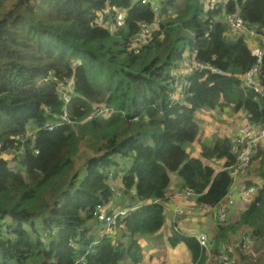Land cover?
Masks as SVG:
<instances>
[{
	"label": "trees",
	"instance_id": "obj_1",
	"mask_svg": "<svg viewBox=\"0 0 264 264\" xmlns=\"http://www.w3.org/2000/svg\"><path fill=\"white\" fill-rule=\"evenodd\" d=\"M157 1L154 12L153 2L141 0H0V264H141L140 241L169 219L172 173L197 205L215 208L223 200L236 162L231 140L203 145L198 158L185 144L200 133L195 114L221 109L222 101L264 124V0ZM116 10L126 17L111 32L105 23ZM232 11L256 38L228 34L225 14ZM143 32L149 42L141 46L133 38ZM258 43L263 95L242 84ZM192 62L221 73L192 69ZM175 69L189 83L182 98ZM69 80L68 120L44 129L60 119L58 89ZM103 106L111 113L97 115ZM4 154L24 170L11 169ZM212 159L223 161L219 170L206 164ZM244 176L261 182L258 196L233 221L213 224L214 250L235 240L229 233L264 247V147ZM118 199L134 208L103 235L94 210ZM169 241L203 264L195 236L175 232ZM262 260L237 249L231 264Z\"/></svg>",
	"mask_w": 264,
	"mask_h": 264
},
{
	"label": "built area",
	"instance_id": "obj_2",
	"mask_svg": "<svg viewBox=\"0 0 264 264\" xmlns=\"http://www.w3.org/2000/svg\"><path fill=\"white\" fill-rule=\"evenodd\" d=\"M153 2L152 10L157 12L159 7V2L157 0H141L142 3ZM115 17L111 18L105 25L109 31L114 32L118 27L124 25L126 12L125 10H116ZM225 22L227 24L228 33L230 35H244L248 38H256V33L253 28H249L245 25L243 19L237 11L228 12L225 14ZM148 24L142 23L141 29L146 31L148 30ZM262 46L264 47V35L260 36ZM133 42L139 45H145L149 42V34L143 32L138 34L133 38ZM263 48L256 47L254 49V54L256 56L255 63L244 72L242 79V84L245 88L253 90L256 93L263 95L262 89L257 81V75L261 68L262 57H263ZM192 69L198 70H209L211 73L220 74L221 71L207 64H202L198 62L191 63ZM172 75L177 80V91L178 97L182 98V92L189 85L188 81L186 82L185 74L182 70L175 69L172 72ZM61 94V99L64 103L62 108L60 119L53 122L47 123L44 126V129H52L53 127L63 124L68 120V108L70 101L74 95L73 81L69 80L65 85L64 89H58ZM109 114L111 113L106 107H101L97 111L99 114ZM236 143L239 144L240 148L236 151V162L234 166H231L233 170V178L243 172L248 168L251 162V157L255 148L260 146L264 142V124L255 126L251 123H246L241 126V129L234 139ZM234 144V143H233ZM261 182L253 181L252 183H245L244 181H239L237 186H229L224 198L213 210L215 212L216 222L219 224H226L229 219L236 218L239 212L246 207H248L257 197L258 191L260 189ZM121 192L118 191L117 195H120ZM185 195L193 197V193L190 189L184 188L179 192V197L185 198ZM208 205H197L190 203L188 200L181 205H174L173 214L176 213H188L194 214L196 212H205L209 210ZM131 209H120L113 211L107 209L102 205H98L94 210V216L98 222L103 225V235H110L115 230L117 219L127 215ZM198 244L203 248L205 254V260L203 264H231L235 261V250H240L246 255H248L252 260L257 257L258 252L253 248V240L248 234H243L239 240H234L232 243H223L221 244L218 250H214L213 247L209 244V237L206 232H200L196 236Z\"/></svg>",
	"mask_w": 264,
	"mask_h": 264
},
{
	"label": "rangeland",
	"instance_id": "obj_3",
	"mask_svg": "<svg viewBox=\"0 0 264 264\" xmlns=\"http://www.w3.org/2000/svg\"><path fill=\"white\" fill-rule=\"evenodd\" d=\"M178 3L181 2V0H177ZM212 3L215 2H220V5H224V1L225 0H211ZM222 108L221 109H200L198 112H202V115L200 117H198V113L195 114V119H196V123L200 125V121H203V124L201 126V132L200 136L203 135V133H207V137L205 139L204 142L200 141V136L197 138V141L200 143V148L203 145H207L210 146L212 145L217 139H222V138H229L230 140L233 141L234 143V149L233 151H237L240 146L238 143H236L234 141V139L236 138V136L238 135L241 126L246 124V123H250V121L247 119L248 116L247 114L242 111H234L233 110V106L230 104H227L225 101H222ZM217 112H220V116L217 117L216 120H214V114H216ZM104 114V113H103ZM222 114V115H221ZM199 119V120H198ZM217 126V127H215ZM234 134V137H232ZM213 137L214 141L212 144H205L206 141H212L210 139V137ZM209 137V138H208ZM196 141V142H197ZM187 147H190L192 144L191 143H187L185 144ZM202 149V148H201ZM195 156V155H194ZM4 158H6L8 160V165L11 169L13 170H18L20 169L21 171L24 170L23 166L18 165L17 163H15L12 160L11 155L8 154H4L3 155ZM198 158V157H196ZM206 164L211 165L212 167H214L215 169H218L219 163L217 162L216 159H212L207 161ZM250 167V166H249ZM220 169V168H219ZM177 178L179 180L180 177L177 176ZM235 178H237V175L235 176ZM179 197V191H175L173 194L169 195V199L171 200V202L173 203V205H176V201L175 199ZM182 198V197H180ZM185 198L190 202L193 200L189 199V196L185 195ZM118 200H114L112 203L108 204L109 208H118L122 209L124 208V204H121L118 202ZM202 216H205L203 213H199ZM172 214H169V220L174 222L176 224V227H181L184 225L183 221L186 220L187 218H189L190 214H186V213H176L174 212L173 216L171 217ZM169 223V222H167ZM170 224V223H169ZM100 226V230L99 233L103 232V225L99 224ZM168 226V224H167ZM115 232V231H113ZM112 232V233H113ZM119 237V234H116L114 241ZM143 245H142V252H143V259L142 262H144V255H146L151 248H155L156 252L155 255L153 254L152 256V262L153 264H187L189 257H188V252H187V248L185 245H183V243L177 244L176 246H173L169 243V238L166 236V232H158L155 233L153 235H150L148 237L143 238ZM260 251L258 252V255L256 258H254L253 260L257 259H264V247L261 246L260 247ZM147 262L149 261V258L145 259ZM252 260V259H251ZM145 261V263H146ZM126 264V263H124Z\"/></svg>",
	"mask_w": 264,
	"mask_h": 264
},
{
	"label": "crops",
	"instance_id": "obj_4",
	"mask_svg": "<svg viewBox=\"0 0 264 264\" xmlns=\"http://www.w3.org/2000/svg\"><path fill=\"white\" fill-rule=\"evenodd\" d=\"M218 116H220V112H217L216 114H214V120H216ZM203 121H200V125H199L200 128H201V126L203 124ZM215 127H217V126H215ZM200 132H201V129H200ZM199 136L200 135H198L197 138ZM206 137H207V133L205 132V133H203L202 136H200V141L204 142ZM232 137H234V134H233ZM197 138L191 143L192 145L190 147L186 146V150H187L188 154L191 157H195V158L196 157H200V152H201V148H202V146L200 148V143L197 141ZM210 139L212 141H206L205 144H212L213 141H214L213 140L214 138L211 136ZM217 162L219 163V166H218V169H216V170H219V168L222 167L223 161L222 160H217ZM206 163H207V161H206ZM180 184H181V180H179L177 178L176 173H172L171 174V184L169 185V187L167 189V193H166V195H167L166 196L167 197L166 201L168 202V204L166 206L164 205V209H165V212H166V215L168 216V218H169V214H172L171 217L173 216V207H174L173 203L169 199V195L173 194L175 191L181 192L184 188H181ZM178 189H180V190H178ZM189 199L193 200V202L190 201V203L196 204L195 201H194V197H190ZM175 201H176V205H181V204L185 203L187 201V199L186 198L177 197L175 199ZM121 204H124V202H122ZM214 209L215 208L209 207L208 211L196 212L194 214H190L189 218H187L186 220L183 221L184 225L179 227V228L176 227V224L174 222L170 221L169 219L165 220V225L159 232H166V236L168 238L171 237L173 234H175V232L180 233V234H185V235H192V236H195V238H196V236L200 232L204 231V232L207 233V235L209 237V240H210L214 236L213 224H215V222L217 221L216 218H215V214L214 215L212 214V211ZM199 213H203L205 216H202ZM234 219H236V218H234V215H233V218H231V220L229 222L233 221ZM167 222H169L170 224L167 223ZM167 224H168V226H167ZM243 234H233V233L231 234V233H229L228 236H232L233 239L239 240ZM142 240L140 241L141 242V246L143 245V241ZM169 243H170V241H169ZM178 244H180V243H178ZM253 244H254V240H253ZM255 250L256 251H260L258 249H255ZM155 252H156V249L155 248H151L150 251L146 255H144L145 259L149 258V261L147 262L144 259V262H142L141 264H153V263H151L152 262L151 259H152L153 254L155 255ZM187 252H188V257H189V260H188L187 264H192L190 253H189L188 249H187ZM257 259H255V260H257ZM255 260H252V261L255 262ZM145 261H146V263H145ZM257 262L258 261H256V263ZM258 264H264V259Z\"/></svg>",
	"mask_w": 264,
	"mask_h": 264
},
{
	"label": "clouds",
	"instance_id": "obj_5",
	"mask_svg": "<svg viewBox=\"0 0 264 264\" xmlns=\"http://www.w3.org/2000/svg\"><path fill=\"white\" fill-rule=\"evenodd\" d=\"M228 13V12H227ZM240 15V14H239ZM227 25V24H226ZM250 28V27H249ZM227 32H228V28H227ZM229 34V33H228ZM230 35V34H229ZM232 36H236V37H239L240 35H232ZM244 36V35H243ZM245 37V39H247V40H251V38H248L247 36H244ZM256 47H260L261 48V45L258 43L257 45H256ZM254 51V50H253ZM253 55H254V57H255V61H256V56H255V54H254V52H253ZM263 58V57H262ZM260 70H261V68H260ZM259 73H260V71H259ZM259 73H258V75H259ZM186 78V77H185ZM48 123H53V122H48ZM47 124V123H46ZM252 124V123H251ZM58 126V125H57ZM255 126H257V125H255ZM56 127V126H55ZM55 127H53V128H55ZM52 128V129H53ZM52 129H47V130H52ZM231 142H232V144H233V141L231 140ZM259 147H264V142L260 145V146H258L257 148H259ZM257 148H255V150L257 149ZM233 149H234V144H233ZM255 150H254V152H255ZM254 152H253V154H254ZM234 153L236 154V152L234 151ZM252 157H253V155H252ZM251 157V158H252ZM236 158V157H235ZM251 163V162H250ZM250 166V165H249ZM249 166H248V168L246 169V170H244L243 172H240V173H238L237 174V178H233V170H232V168H230V167H228L230 170H232V181H231V184H230V186H237L238 185V183H239V181H244L245 183H252L253 181L252 180H249V182H248V179L247 180H244V179H242V178H245V176H244V173L246 172V171H248V169H249ZM241 179V180H240ZM259 192V191H258ZM258 196V195H257ZM107 209H113V211H116V210H120L119 209V207L118 208H109V207H106ZM131 208H134V207H129V208H127V209H131ZM123 209V208H122ZM131 210H129V212H130ZM128 212V213H129ZM127 213V214H128ZM117 221H118V219H117ZM99 224H101L100 222H99ZM116 227V226H115ZM103 233V232H102ZM101 233V234H102Z\"/></svg>",
	"mask_w": 264,
	"mask_h": 264
}]
</instances>
